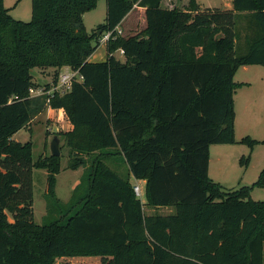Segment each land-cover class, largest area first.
Returning <instances> with one entry per match:
<instances>
[{
	"label": "trees",
	"instance_id": "16d2710c",
	"mask_svg": "<svg viewBox=\"0 0 264 264\" xmlns=\"http://www.w3.org/2000/svg\"><path fill=\"white\" fill-rule=\"evenodd\" d=\"M99 1L32 0L24 21L0 0V264H55L64 256H101V264H264V200L251 197L264 187V168L251 186L227 191L209 175L211 145L237 142L234 94L244 83L235 82L236 72L264 66V0H233L231 9H204L197 0L186 8L107 0L106 22L89 32L83 17ZM135 5L146 8L147 25L123 35L117 28ZM107 31L106 59L90 61ZM65 65L83 79L43 95V103L31 96L36 68H54L55 85ZM46 101L65 110L73 151L119 154L129 176L96 156L72 200L60 202L61 157L34 162L32 141L13 139ZM241 142L253 149L264 141ZM73 158L72 169L85 164ZM33 168L48 171L49 213L41 223ZM131 174L146 180L145 202ZM145 205L175 210L146 214Z\"/></svg>",
	"mask_w": 264,
	"mask_h": 264
},
{
	"label": "rangeland",
	"instance_id": "374dc122",
	"mask_svg": "<svg viewBox=\"0 0 264 264\" xmlns=\"http://www.w3.org/2000/svg\"><path fill=\"white\" fill-rule=\"evenodd\" d=\"M167 1V0H165ZM178 7H188L189 0H175ZM228 0H198L202 8L221 7ZM4 5L9 9L11 15L16 19L29 21L32 18V0H4ZM107 16V0H100L95 9L84 14V23L89 32L97 29L100 24L106 22ZM146 23L133 26L132 31L140 32L145 28ZM134 32V33H135ZM123 35H132L133 33L126 30L122 31ZM120 51L116 54L120 55ZM96 60H104L107 57L106 42L101 41L100 45L93 53ZM67 66V65H65ZM70 67V66H69ZM64 68V66L62 67ZM60 70L69 71L70 68ZM52 68H36L34 70L35 81L38 87L44 88L45 94L42 96L41 102H44L43 95H47L52 91L54 85L55 70ZM60 78V76H59ZM235 82L244 83L236 89L234 94L236 120H235V138L236 143L233 144H213L211 145L209 174L217 182L221 183L224 190H234L242 186H251L258 180L260 172L264 168V142H260L252 149L248 144L241 142L246 136L259 141H264V66L261 64L242 65L234 76ZM50 85L49 87H47ZM46 104L37 105L33 108L32 119L30 123L20 129L13 135V139L33 143V161L39 157L51 155V141L55 134L60 138V172L56 174L55 197L62 203L66 204L72 200L74 189L80 182L84 169H86L96 156L100 155V159L112 170L116 171L122 177L129 176V168L124 158L119 155H102L101 150L91 153H76L67 143L65 133L66 130L64 120L59 119L58 113L49 111ZM58 127V130L54 128ZM81 157L85 164L78 169H72L70 163L74 161L73 157ZM248 157V164L243 165L241 160ZM132 183H135V177L130 176ZM33 184H34V201L33 212L34 220L41 223L44 217L49 213L47 192H48V171L42 168H33ZM142 186V196L140 199L145 202V186ZM251 197L254 200H264V187L255 186L251 191ZM167 207L154 208L145 205L146 214L159 212L166 214L164 209ZM172 212L174 207H170ZM154 209V210H153ZM52 212V211H51ZM55 213H59L58 209H54ZM100 256H64L58 257L55 264H66L68 261L82 262L90 264H101Z\"/></svg>",
	"mask_w": 264,
	"mask_h": 264
},
{
	"label": "crops",
	"instance_id": "0c3cea01",
	"mask_svg": "<svg viewBox=\"0 0 264 264\" xmlns=\"http://www.w3.org/2000/svg\"><path fill=\"white\" fill-rule=\"evenodd\" d=\"M232 1L233 0H228L226 4H223L221 6V8L231 9L232 8ZM175 2H176L175 0H167V1L162 0V6L163 7H168V8H173L175 6L178 7V5ZM197 2H198V0H197ZM142 23H144V24L146 23V25H147L146 8L143 7V6H140V5H135L134 8L126 15V17L120 23V25L118 26V28L121 29L122 31L128 30V31L132 32L133 34H136L137 32H135V30L132 31L131 29H133V26L136 27V29H137L138 24H142ZM93 56H94V54H92L88 59L90 61H100V60L94 59ZM116 56L119 57V58H121V59H124V56H123V53L122 52L120 53V55H117L116 54ZM64 68H70V67L69 66H64ZM64 68H62V69H64ZM50 70H54V68H52ZM48 109L51 112L53 111L55 113H58L59 119L62 118L64 120L65 126L67 128L66 130H69V129H71L73 127L72 123L70 122V120L66 116V113H65V110L64 109H62V108L56 109V108H52V107H49ZM210 157H211V152H210ZM135 180H136V182L133 183V185L134 184H139L140 187H141V191H143L142 186H141V182H142L143 183V187L145 186V192H146V180L145 179H137V178H135ZM154 208H156V207H154ZM157 208H161V207H157ZM164 212L170 213V212H172V209L170 207H167L166 209H164Z\"/></svg>",
	"mask_w": 264,
	"mask_h": 264
},
{
	"label": "built area",
	"instance_id": "2783aa9c",
	"mask_svg": "<svg viewBox=\"0 0 264 264\" xmlns=\"http://www.w3.org/2000/svg\"><path fill=\"white\" fill-rule=\"evenodd\" d=\"M117 31L122 34L121 29L117 28ZM112 34H113V31L105 32L101 38V41L107 42L110 39V37L112 36ZM120 51L123 53V50H120ZM76 79H83V75L80 74V72L77 69L71 68L69 71L61 73L58 84L55 85L53 87L52 91H49L48 93H52L55 90H59L61 92H66V91L71 89L72 84ZM45 92L46 91L44 88H38V89L37 88H31L30 89L31 96H33V97L39 96L41 94H45ZM134 190H135L138 197L142 196V191H141V187L139 184H134Z\"/></svg>",
	"mask_w": 264,
	"mask_h": 264
},
{
	"label": "water",
	"instance_id": "95a60500",
	"mask_svg": "<svg viewBox=\"0 0 264 264\" xmlns=\"http://www.w3.org/2000/svg\"><path fill=\"white\" fill-rule=\"evenodd\" d=\"M54 130H58V127L55 126ZM51 152L53 155L59 156L61 154L60 151V138L58 134H55L53 140L51 141Z\"/></svg>",
	"mask_w": 264,
	"mask_h": 264
}]
</instances>
